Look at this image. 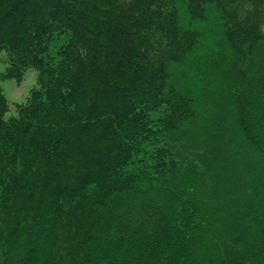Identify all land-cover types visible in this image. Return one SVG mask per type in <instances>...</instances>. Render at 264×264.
<instances>
[{
  "label": "trees",
  "instance_id": "16d2710c",
  "mask_svg": "<svg viewBox=\"0 0 264 264\" xmlns=\"http://www.w3.org/2000/svg\"><path fill=\"white\" fill-rule=\"evenodd\" d=\"M0 264H264V0H0Z\"/></svg>",
  "mask_w": 264,
  "mask_h": 264
},
{
  "label": "rangeland",
  "instance_id": "374dc122",
  "mask_svg": "<svg viewBox=\"0 0 264 264\" xmlns=\"http://www.w3.org/2000/svg\"><path fill=\"white\" fill-rule=\"evenodd\" d=\"M5 66L0 63V73L4 71ZM36 73L33 70H28L21 83L16 81H7L0 83L6 98L10 105V111L8 115H13L15 112V103H23L28 96L31 88L35 86Z\"/></svg>",
  "mask_w": 264,
  "mask_h": 264
}]
</instances>
